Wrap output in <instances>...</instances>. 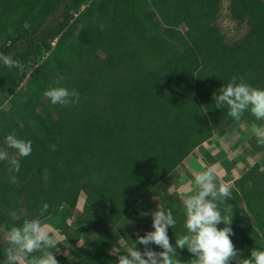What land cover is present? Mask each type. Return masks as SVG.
<instances>
[{"label":"trees","instance_id":"obj_1","mask_svg":"<svg viewBox=\"0 0 264 264\" xmlns=\"http://www.w3.org/2000/svg\"><path fill=\"white\" fill-rule=\"evenodd\" d=\"M86 1L0 0V53L17 63L0 64V148L15 154L5 142L12 133L32 142L31 155L18 157L19 172L0 161V228L72 211L83 193V211L94 215L81 227L64 223L62 233L72 243L83 232L93 238L78 245L75 261L50 250L60 264H116L126 254L116 252L121 242L133 247L137 233L154 230L157 208L140 232L123 221L150 191L161 189L164 209L176 218L171 243L186 233L182 198L168 194L166 177L215 127L264 125L250 112L236 121L214 103L233 75L264 89V0H229L231 17L246 26L234 39L218 22L222 0H158L152 9L145 0ZM88 77L95 78L90 85ZM54 87L78 90L79 103L52 104L43 93ZM257 144L251 136L255 151ZM232 186L231 239L247 258L264 250V159ZM8 247L1 239L0 264ZM176 258L191 264L194 256L185 248Z\"/></svg>","mask_w":264,"mask_h":264},{"label":"clouds","instance_id":"obj_2","mask_svg":"<svg viewBox=\"0 0 264 264\" xmlns=\"http://www.w3.org/2000/svg\"><path fill=\"white\" fill-rule=\"evenodd\" d=\"M0 64L13 68L15 61L11 56L0 53ZM43 95L52 104L65 107L78 104L80 93L76 89L65 87L47 89ZM215 107L227 109V115L239 121L245 112H250L258 121H264V89L245 82L244 77L233 75L230 81L214 93ZM251 133L257 143L264 146V125L253 123ZM6 144L15 150L14 155L0 148V161H7L10 171L19 172L18 157H28L32 153V142L18 138L14 133L7 135ZM15 182L16 177H11ZM194 187L183 196L184 228L186 233L176 238L175 245L170 241L168 229L176 226V218L171 210L161 205L152 212L153 231L145 235L137 233L133 247L127 248L126 254L119 255L116 264H180L178 249H187L193 254L191 264H264V250L253 248L247 258H241L231 237L234 231L233 208L227 201L233 198V186L220 179L215 166L193 174ZM221 205L224 206L221 210ZM45 203L40 209V216L48 211ZM223 223L224 227H218ZM9 247L6 249L5 264H60L54 251L60 242L48 225L40 219L24 220L21 226H12L4 233ZM156 245L161 251L150 246ZM138 245H144L143 251ZM39 252L40 255H33Z\"/></svg>","mask_w":264,"mask_h":264},{"label":"rangeland","instance_id":"obj_3","mask_svg":"<svg viewBox=\"0 0 264 264\" xmlns=\"http://www.w3.org/2000/svg\"><path fill=\"white\" fill-rule=\"evenodd\" d=\"M147 8L160 7L158 0H145ZM89 0L86 1V3ZM218 22L221 30L228 39L241 37L245 30V24H238L236 20L231 17L229 11V0H222L218 14ZM55 41V40H54ZM52 41V44H54ZM17 63L15 62V65ZM27 78L19 79V86H22ZM95 78L88 77L86 85L93 83ZM251 125L249 122H236L234 124H223L214 128L212 138L205 145H199L193 152H191L184 162L175 168L167 177L166 183L169 185L168 194L177 193L181 198L190 194L188 189L194 187L193 174L204 170L208 166H215L220 173V179L230 182L240 176L247 168L254 162L262 161L264 159V149L259 147L257 151L253 150L249 145L248 134ZM207 152H209L207 155ZM211 154V155H210ZM213 156V157H212ZM162 191L158 190L148 192L134 207L129 211L130 217H123V221L129 222L131 229L135 232L143 230L147 221V214L161 205L166 208V204L162 201ZM75 207L72 211L60 212L57 216L49 217L41 221L42 224L48 225L56 238L61 243L58 244L56 251L64 255L69 261H75L80 254L77 252V247L82 242L93 238V235L86 233L79 234V240L76 243L64 239L62 233L63 224H69L72 229L81 227L88 223L95 211L87 214L83 211V204L86 198L83 193L74 197ZM244 219L251 223L249 215H244ZM4 231L0 228V240L4 238ZM122 247L117 249L118 253H126L127 246L121 242Z\"/></svg>","mask_w":264,"mask_h":264},{"label":"crops","instance_id":"obj_4","mask_svg":"<svg viewBox=\"0 0 264 264\" xmlns=\"http://www.w3.org/2000/svg\"><path fill=\"white\" fill-rule=\"evenodd\" d=\"M251 136H254V135H253V134L251 133V131L249 130L248 139H249ZM211 138H212V137H211ZM211 138H210V139H211ZM255 138H256V137H255ZM210 139H209V140H210ZM209 140L205 141V142L202 143V144L205 145L207 142H209ZM202 144H201V145H202ZM206 145H207V144H206ZM257 146H258V144H257ZM260 146H261V145H260ZM261 147H262V149H264V146H261ZM207 153H209V152H207ZM210 155H211V154H210ZM212 157H213V156H212ZM238 177H239V176H238Z\"/></svg>","mask_w":264,"mask_h":264}]
</instances>
